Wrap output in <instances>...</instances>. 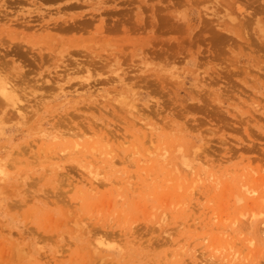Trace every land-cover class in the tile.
<instances>
[{
	"label": "rangeland",
	"instance_id": "1",
	"mask_svg": "<svg viewBox=\"0 0 264 264\" xmlns=\"http://www.w3.org/2000/svg\"><path fill=\"white\" fill-rule=\"evenodd\" d=\"M3 79L0 264H264V0H0Z\"/></svg>",
	"mask_w": 264,
	"mask_h": 264
},
{
	"label": "bare ground",
	"instance_id": "2",
	"mask_svg": "<svg viewBox=\"0 0 264 264\" xmlns=\"http://www.w3.org/2000/svg\"><path fill=\"white\" fill-rule=\"evenodd\" d=\"M238 11V10H237ZM245 12V11H244ZM247 12V11H246ZM237 13V12H236ZM239 14L241 13V12H238ZM238 14V15H239ZM247 14H248V12H247ZM256 14V13H255ZM242 15H244V14H242ZM250 15H251V13H250ZM240 16V15H239ZM244 17H245V15H244ZM242 18V17H241ZM248 18V17H247ZM245 20V19H244ZM246 21V20H245ZM245 21H244V23H245ZM248 21V20H247ZM250 21V20H249ZM249 23V22H248ZM247 24V23H246ZM245 24V25H246ZM256 24V23H255ZM247 26V25H246ZM8 83L3 79V80H0V93H1V95L3 96V97H6V98H9V96L12 94V92L13 91H9V88H8ZM13 85V84H12ZM17 98V97H16ZM18 102V101H17ZM19 103V102H18ZM16 106V105H15Z\"/></svg>",
	"mask_w": 264,
	"mask_h": 264
}]
</instances>
